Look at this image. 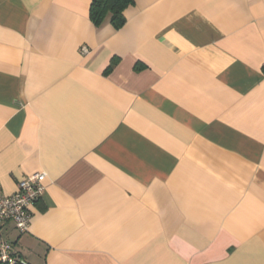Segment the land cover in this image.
Instances as JSON below:
<instances>
[{"label": "crops", "instance_id": "obj_1", "mask_svg": "<svg viewBox=\"0 0 264 264\" xmlns=\"http://www.w3.org/2000/svg\"><path fill=\"white\" fill-rule=\"evenodd\" d=\"M90 1L0 0L2 192L45 174L4 239L31 264H264V0H132L120 28Z\"/></svg>", "mask_w": 264, "mask_h": 264}, {"label": "built area", "instance_id": "obj_2", "mask_svg": "<svg viewBox=\"0 0 264 264\" xmlns=\"http://www.w3.org/2000/svg\"><path fill=\"white\" fill-rule=\"evenodd\" d=\"M82 53L87 52L83 47ZM45 174L42 172L26 175L16 183V189L10 194H4L0 184V262L15 264L16 254L13 244L4 239L2 229L6 222H12L20 233L28 230L30 222V207L39 200L45 192Z\"/></svg>", "mask_w": 264, "mask_h": 264}, {"label": "trees", "instance_id": "obj_3", "mask_svg": "<svg viewBox=\"0 0 264 264\" xmlns=\"http://www.w3.org/2000/svg\"><path fill=\"white\" fill-rule=\"evenodd\" d=\"M130 3H132V0H91L89 5V18L98 27L106 16L109 15L110 23L115 28H120L125 22L123 11ZM15 254V264H31L20 257L17 252ZM0 264L5 263L0 262Z\"/></svg>", "mask_w": 264, "mask_h": 264}]
</instances>
